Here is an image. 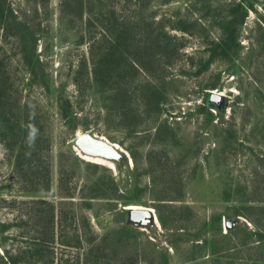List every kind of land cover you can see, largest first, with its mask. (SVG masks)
Instances as JSON below:
<instances>
[{
	"label": "rangeland",
	"instance_id": "rangeland-1",
	"mask_svg": "<svg viewBox=\"0 0 264 264\" xmlns=\"http://www.w3.org/2000/svg\"><path fill=\"white\" fill-rule=\"evenodd\" d=\"M108 32L124 39L109 47ZM89 46L118 50L115 90L88 76L76 91ZM148 58L155 80L137 63ZM145 81L159 90L149 111L137 96ZM0 83V241L13 256L27 259L16 250L28 243L33 206L10 200L41 198L54 205L52 264H81L82 249L66 245L76 234L101 238L110 261L264 260L263 226L241 216L264 206V0H0ZM210 92L218 110L204 106ZM82 133L110 152H83ZM20 146L29 156L16 164ZM132 207L147 214L132 219Z\"/></svg>",
	"mask_w": 264,
	"mask_h": 264
},
{
	"label": "trees",
	"instance_id": "trees-1",
	"mask_svg": "<svg viewBox=\"0 0 264 264\" xmlns=\"http://www.w3.org/2000/svg\"><path fill=\"white\" fill-rule=\"evenodd\" d=\"M239 4L233 8V10L236 12L238 10ZM231 12L229 11L230 15L228 17L231 18ZM239 19L242 20V16ZM231 21H227V24L229 25ZM223 32L226 33L228 31V27L226 25L222 26ZM158 35H151L150 33H147L144 36V41L149 42L151 44L157 45L160 40L157 37ZM102 39L104 42H106L109 47H111L112 44H120V42L124 39V36L121 32L113 35L108 32V34L103 35ZM217 46L221 48L222 51L226 50V43L224 41V38H221L217 42ZM118 50L114 48L109 49H102L100 51H93V48L91 46L88 47L87 54H88V62L90 65L89 73H87L86 63L83 59V62L80 64L83 70L85 71V77L84 80L81 81L79 79H74V86L76 91L79 92L80 95L84 94L86 87L89 86V78L90 76L91 81L98 85L104 87V84L106 82L109 83L108 88L114 89L112 85L118 83V79H115L114 74L112 73V68L115 65L116 59H118L117 53ZM151 54L152 57L155 56V60L158 62L160 59V56L162 55V51H147L145 55L149 56ZM138 66L142 69L144 73L147 75H150L154 80L156 79L155 76L151 74L150 71V58L148 60L142 59V61L137 60ZM111 68V70H110ZM114 72V71H113ZM129 78V77H128ZM1 85V83H0ZM100 86V87H101ZM115 86V85H114ZM116 87V86H115ZM140 91L138 92L137 96L139 97L140 104L142 106V109L144 111H149V108L151 106H156L159 102V90L154 89L152 85H149L148 82H143L139 85ZM107 89V88H106ZM115 90V89H114ZM0 100H4L3 95L0 94ZM63 102H67L66 100H63ZM0 105H3V103H0ZM220 105H222V100L219 105L217 104H210L208 105L206 103L205 99V107H213L215 110H218L220 108ZM204 107V108H205ZM61 117L63 119L67 118V115L63 112L61 114ZM29 123H24L25 127H22L21 132L24 133V135L29 134L28 128H30V123H33V119L31 117ZM28 142V141H25ZM23 155L29 156V153L27 150H23V148L20 146L17 149L16 155H15V162L16 164H19V159L23 157ZM44 186L41 190L46 188V185H48L47 177H45V181H43ZM62 180L61 177L58 178L57 182V188L60 189ZM64 196L71 197L72 193H64ZM257 200V199H253ZM264 201V199L262 200ZM5 204H7L6 200H4ZM11 203L17 202L20 206L17 207L21 210L22 206L26 203L31 204L33 207L32 213H29L28 218H32L31 227L29 229L30 236L28 243L26 246H23L21 249H17L16 253H26L27 259H19V257L13 256L9 249L6 248L3 243L0 241V264H18V263H24V264H52L53 262V256L50 253H47L45 251L46 243L52 242L53 239V216H54V205L50 201H46L41 198H35L30 199V201H24V200H10ZM9 202V203H10ZM46 208L47 212V222H45V225H41L40 221L41 218L46 215L42 213V209ZM264 210V206H246L244 208V212L241 213V216L245 217L250 223H252L254 226L261 227L262 225L260 223V219L264 220V217L256 215L257 211L262 213L261 211ZM27 213V211H26ZM158 220L162 222L161 216L158 213ZM264 224V223H263ZM0 227H5V225L1 224ZM66 245H70L76 248L82 249V259L81 264H140L143 262V260L139 259L138 257H134L133 259H121L118 261H110L108 258H106V250L104 246L102 245V239H98L97 241H94V236H91L89 239L81 240L78 234L75 235V242L71 245L70 243H66ZM234 247V246H233ZM16 255V254H15ZM250 262L248 264H264V260L259 262L256 259H249ZM78 262V261H77ZM77 264V263H75ZM225 264H239V263H233L232 261H228ZM241 264H247L241 263Z\"/></svg>",
	"mask_w": 264,
	"mask_h": 264
},
{
	"label": "water",
	"instance_id": "water-1",
	"mask_svg": "<svg viewBox=\"0 0 264 264\" xmlns=\"http://www.w3.org/2000/svg\"><path fill=\"white\" fill-rule=\"evenodd\" d=\"M222 98L220 95L210 92L206 96V103L210 104H217L219 105ZM76 146L81 149L83 152L88 154H106L109 153L111 150V145L107 141H102L98 138H95L93 135H89L87 133H82L76 136L75 138ZM148 210L145 209H138L132 207L129 210L130 218L132 219H139L147 214ZM229 223H226V226L229 227Z\"/></svg>",
	"mask_w": 264,
	"mask_h": 264
}]
</instances>
